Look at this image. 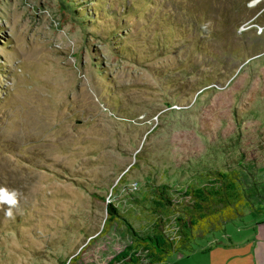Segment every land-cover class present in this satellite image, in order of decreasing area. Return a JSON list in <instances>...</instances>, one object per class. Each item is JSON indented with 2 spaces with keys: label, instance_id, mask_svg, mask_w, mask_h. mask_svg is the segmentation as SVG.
I'll list each match as a JSON object with an SVG mask.
<instances>
[{
  "label": "rangeland",
  "instance_id": "rangeland-1",
  "mask_svg": "<svg viewBox=\"0 0 264 264\" xmlns=\"http://www.w3.org/2000/svg\"><path fill=\"white\" fill-rule=\"evenodd\" d=\"M218 174L243 216L166 264H264V0H0V264H110L125 222L177 245L193 214H155L156 188Z\"/></svg>",
  "mask_w": 264,
  "mask_h": 264
},
{
  "label": "trees",
  "instance_id": "trees-1",
  "mask_svg": "<svg viewBox=\"0 0 264 264\" xmlns=\"http://www.w3.org/2000/svg\"><path fill=\"white\" fill-rule=\"evenodd\" d=\"M176 194L177 198H174L171 188L167 185L159 186L153 194V203L156 206L155 214L161 215V212L171 211L179 205L193 214L189 219L176 218L173 221L178 228L177 245L180 246L163 232L162 219L156 222L154 232L144 237L125 222L134 244L116 255L110 264H166V259L173 255L175 248L187 247L194 233H202L207 228H211V232H220L228 224L241 219L243 207L253 198V194H244L228 174H218L214 181L203 187H190ZM179 200L181 202L177 203ZM106 210L110 222L122 219L113 204H108Z\"/></svg>",
  "mask_w": 264,
  "mask_h": 264
},
{
  "label": "crops",
  "instance_id": "crops-1",
  "mask_svg": "<svg viewBox=\"0 0 264 264\" xmlns=\"http://www.w3.org/2000/svg\"><path fill=\"white\" fill-rule=\"evenodd\" d=\"M249 230L253 232V237H256L257 243L254 244L253 246V251H256L258 254V257L262 259V263L264 262V217L259 220H255L253 224H251ZM254 233H256L254 235ZM235 243V242H234ZM252 241L249 239L240 242V243H235L234 245L242 244V246L245 244L247 245H252Z\"/></svg>",
  "mask_w": 264,
  "mask_h": 264
},
{
  "label": "clouds",
  "instance_id": "clouds-1",
  "mask_svg": "<svg viewBox=\"0 0 264 264\" xmlns=\"http://www.w3.org/2000/svg\"><path fill=\"white\" fill-rule=\"evenodd\" d=\"M18 193L15 191L9 192L6 188H0V205L7 204L8 208L6 216L12 217L13 209L18 206Z\"/></svg>",
  "mask_w": 264,
  "mask_h": 264
}]
</instances>
